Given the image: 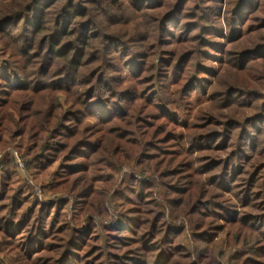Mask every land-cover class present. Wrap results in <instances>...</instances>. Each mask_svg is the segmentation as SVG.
I'll return each instance as SVG.
<instances>
[{"label":"trees","instance_id":"obj_1","mask_svg":"<svg viewBox=\"0 0 264 264\" xmlns=\"http://www.w3.org/2000/svg\"><path fill=\"white\" fill-rule=\"evenodd\" d=\"M222 4L0 0V135L32 142L36 174L59 162L69 192L40 201L0 162V264H264V85L245 80L264 71V9Z\"/></svg>","mask_w":264,"mask_h":264},{"label":"rangeland","instance_id":"obj_2","mask_svg":"<svg viewBox=\"0 0 264 264\" xmlns=\"http://www.w3.org/2000/svg\"><path fill=\"white\" fill-rule=\"evenodd\" d=\"M227 1H230V0H223L222 11L225 10V8H226L225 3ZM258 2L261 3V7L260 8L258 7V12L255 15L256 17H260L261 12L264 9V0H258ZM222 15H223V13L221 14L220 20H222ZM222 25H223V21H222ZM250 25L258 26L259 22L258 21L255 22V18H254L252 20V22L250 23ZM222 30H223L222 35H220V36L217 35L216 37H214L212 39L213 40L212 42H214L216 44V49L211 51L213 59L211 62L208 63L210 66V69L212 70L211 71L212 73H211V75L202 76V78L204 80H206V81L210 80L212 85L217 84V80H218L217 78L219 75L222 76V80H223V77L227 78L230 74L229 73L230 69L222 66L223 60L225 58L224 57V50L226 47V42L224 41V39H222V37H226V34H227L225 28ZM245 30L247 31V28ZM261 36H264L263 31H260L259 33L254 34L253 38L257 39L258 37H261ZM246 40L247 39H245L244 41H246ZM0 48H1V46H0ZM262 69L263 68H261L259 65H257V66L255 65V67L251 71L245 72L246 73L245 74V80L248 81V83L252 87V90L261 89V87L264 85V71ZM212 85H210L207 88V96L209 95L210 91L212 90V87H213ZM207 96L205 94L203 95L201 93L191 95V97H190V99H191L190 109L188 111H181V113H180V118H181L183 127L180 131H178L179 134H182V133L186 134L187 130L185 129V126H187L193 119H195V121H196L198 116L200 117V115L203 114V111H205V109L208 108L207 105L209 104V102H207ZM240 111H242V110H240ZM244 114L246 115V117L247 116L251 117V116H253V114H255V112L253 111V109H248V110H245ZM161 122L162 121H160V123ZM142 126H143V128L146 127L145 125H142ZM13 130H15V128ZM24 138L25 137H23L22 139H24ZM22 139H14V141H13V140H10L8 135H4V134L0 135V162L2 160H8V161L14 162V188L17 189L19 187V184H22V185L29 184L31 186L30 191L33 192L34 197H36L38 200L44 201V202L56 201L60 198H65V194L69 193L68 191H66L67 188L63 185H58L54 189L53 184H52L54 180L51 178V175L57 171V169L59 167V162L57 164H55L54 167L49 172L44 173V174H36V172L33 171L34 169L31 170V168L33 167V165L35 166V164L31 163V167L29 169V163L31 162V159L30 158L28 159L27 156L25 155L27 148L30 145H32V142H29L27 145V142H25V140H22ZM10 152L18 153L19 156L22 158V160L27 161V166H26L27 176H25V177L23 176L19 167L15 164V161H13L11 159V157L9 155ZM130 172H131V169L126 167L122 171L121 175H119V176L117 175L116 179L118 178L123 183L124 178L127 176V175H125L126 173H128L129 176H131V174H133ZM96 175H98V173ZM101 176H104V175L101 174ZM54 182H56V181H54ZM98 186L100 187L101 185H98ZM131 198H133V197H131ZM114 200L115 201H114L113 205H118V204H120V202H122L117 197L114 198ZM92 207H94V209L96 210L98 208V205H94ZM90 212H93V215L96 214V216L98 214L97 212L94 213V211H92V210ZM89 216H90V214H89ZM86 217L87 216H84L82 214L81 215L77 214V218L75 221L76 224L79 226H82ZM110 221H109V223H110ZM98 235H100V234H98ZM98 238H100V237H98ZM0 242H1V238H0ZM2 256L3 255H1V257Z\"/></svg>","mask_w":264,"mask_h":264},{"label":"built area","instance_id":"obj_3","mask_svg":"<svg viewBox=\"0 0 264 264\" xmlns=\"http://www.w3.org/2000/svg\"><path fill=\"white\" fill-rule=\"evenodd\" d=\"M10 157L13 161H15V164L19 167V169L21 170V173L23 174V176H27L26 172V166H27V161L26 160H22V158L19 156L18 153H14V152H10Z\"/></svg>","mask_w":264,"mask_h":264}]
</instances>
